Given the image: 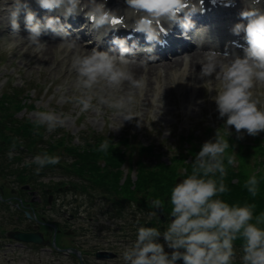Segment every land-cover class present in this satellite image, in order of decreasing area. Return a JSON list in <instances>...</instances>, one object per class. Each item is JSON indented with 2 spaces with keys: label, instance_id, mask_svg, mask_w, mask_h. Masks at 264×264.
<instances>
[{
  "label": "clouds",
  "instance_id": "1",
  "mask_svg": "<svg viewBox=\"0 0 264 264\" xmlns=\"http://www.w3.org/2000/svg\"><path fill=\"white\" fill-rule=\"evenodd\" d=\"M211 2L216 4L217 0ZM222 2L225 6H234L235 0ZM37 3L47 11L62 8L65 17L87 7L85 16L93 29L103 28L107 34L120 28H131L144 34L147 42L153 45H163L165 41L161 40V35L167 36L169 28L175 25L182 28V35L187 38L188 32L195 27L191 16L204 12V0H125L122 15L97 0H88L87 4L85 0H37ZM243 3L245 6L238 14L240 22L231 29L234 35L243 33L245 44L234 42L237 47H242L243 55L208 51L211 54L197 62L201 65L199 73H195L190 59L186 58L183 65L184 80L194 74L202 81L198 86L207 93H215L211 98L219 117L224 120L223 127L228 130V136L231 135L229 128H234L238 138H243L245 133L256 136L264 132V96H257L254 91L258 85L264 86V0H243ZM27 7L26 0H13L9 10L11 33L16 36L20 29L18 15ZM165 24L169 27L166 28ZM25 27L27 43L39 58L47 59L44 53L48 45L40 40L47 30L62 37L57 44L58 61L67 63L66 57L72 53L69 71L75 74L71 87L76 94L61 95V100L78 105L81 114L90 111L100 114L103 108H107L122 121H132L134 117L140 118L138 125L143 121L138 98L145 94L148 77L146 73L137 76L133 62L146 67L149 60L156 59L155 56L149 55L139 61L130 59L129 55H135L133 49L137 44L133 42L129 46L119 37H113L112 41L119 48L118 54L97 48L81 51L75 41L66 38L67 30L58 18L47 17L41 23L31 10L26 12ZM22 39H7L5 51L11 55ZM145 51L151 53L153 48ZM67 90L65 86L59 89L61 93ZM134 105H137L135 110ZM68 119V116L52 110L37 111L34 129L37 134L41 127L52 132L65 127ZM15 146L13 140L12 148ZM230 147L229 139L218 128L214 138L205 141L195 155L190 174L171 187L168 202L172 219L162 233L167 246L173 249L171 254L165 252L164 246L158 242L159 230L141 226L135 242L121 255L123 264H176L180 259L183 264H233L234 242L238 239L242 241V264H264V227L261 226L264 225V212L254 216L255 205H230L221 198L229 191L224 179L227 168L234 164V157L227 154ZM96 150L107 153L109 141H102ZM12 155L9 151V159ZM59 163V156L45 152L25 161V166L36 165L38 174L46 166ZM260 183L261 179L255 174L245 181L244 187L251 197L258 195ZM150 207H164V201L153 199Z\"/></svg>",
  "mask_w": 264,
  "mask_h": 264
},
{
  "label": "rangeland",
  "instance_id": "2",
  "mask_svg": "<svg viewBox=\"0 0 264 264\" xmlns=\"http://www.w3.org/2000/svg\"><path fill=\"white\" fill-rule=\"evenodd\" d=\"M23 21H25L24 18L18 17V23L20 26L24 23ZM4 25V22L0 23V32H2V34H0V96L4 91H8V88H18L21 94V104L23 106H28L30 104L34 105L33 108H23L16 111L14 116L19 118L24 117L28 118L30 121H34L35 113L37 111L52 110L57 114L69 117L65 127H58L52 132H48L46 127H43L44 140L49 139V137L54 134L56 137L61 134H69L73 137L72 142L74 144H80L81 136L93 132L103 133L113 136L114 138H118L123 134L134 133V135H137L133 140L134 143L140 142L143 145L152 144L155 152L160 153L159 158L155 155L146 158L144 157L145 162L153 163L157 159L168 161L172 149H177V147H179L178 142L176 141L178 134L181 133L182 135H185L194 131V134L198 136L200 140L208 141L214 138L215 129H217L218 124L224 123V120L219 117L214 100L211 98L215 93H207L202 87V92L199 90L197 95L196 93L191 95L188 89V84H186V77L184 80L185 75H178L177 78L175 76L168 77V81L171 82V86L173 87L171 94L163 95L162 88L160 90L150 88L151 91L149 92H157L152 99H150L151 96L146 99L145 97L138 98L139 110L142 112L143 120L139 125L137 124V121L140 120L139 117H134L132 121H122L120 117L114 116L112 111L107 108H103L100 114H97L94 111L81 114L78 105L67 102L66 100H61L60 98L61 95L68 97L76 93L72 91L71 87V82L74 80L75 74L69 71V63H66L65 60L58 61L56 59L58 46H56L54 54H45L47 59L39 58L32 53L33 49H27V45H23L22 43L11 55H9L5 51L7 39L15 38L20 40L21 38L17 37L14 33H11L10 28L4 30ZM69 54L70 53H68L67 57L71 58V55ZM173 58L174 57H171L170 60ZM167 62L168 61H166V63ZM159 73L158 75L161 78L165 73L163 67L160 69ZM195 73H199V71H195ZM191 78L197 79V76L191 74ZM176 80L184 81L174 84ZM61 86L67 87L68 90L61 93L59 91ZM254 91L257 96H264V86L258 85ZM136 108L137 105H134V110ZM229 131L234 132L237 136L234 128L230 127ZM251 138V135L245 133L240 140L244 143H250L252 140ZM135 158L136 155H134V159H131L132 162L135 161ZM30 159H33V156L24 157V161H30ZM63 162H70L69 157H64ZM59 172L60 171L53 174L48 172L41 178V183L45 186H50L54 183L63 181L67 186V183L74 179L63 173L60 175ZM127 173L128 164L125 163L123 165L122 174ZM129 173L131 174L132 179H134L135 169L131 170ZM70 197L79 201L82 199L81 196L75 197L68 192L66 198L69 199ZM83 206L85 207L84 204ZM103 206L105 205L100 202V210H98L101 212L95 211L91 213L93 221L89 222L87 225L88 230L91 232L94 231L92 233L96 235L99 234V231L101 234H115L117 233L115 230L117 220L113 219L112 223V221L109 220L108 215L103 214V211L101 210L103 209ZM47 213L50 217L61 219L60 215L54 216L52 211H48ZM83 214L85 217L87 216L86 212H83ZM107 227L110 228V231ZM89 239V244H92V235L89 236ZM7 243L9 244H6L3 250L0 251V263H5L6 261L13 263L14 260H17L15 256L17 250L15 249L16 246L12 242ZM118 245L122 247V244L118 243ZM18 246L19 245H17V247ZM20 249L21 250H19L18 254L19 258L21 256L20 253L22 252L21 246ZM124 250L126 249H118L120 254H122ZM120 259L121 257L119 256L118 260ZM107 263L112 264L113 261H106L103 264Z\"/></svg>",
  "mask_w": 264,
  "mask_h": 264
},
{
  "label": "trees",
  "instance_id": "3",
  "mask_svg": "<svg viewBox=\"0 0 264 264\" xmlns=\"http://www.w3.org/2000/svg\"><path fill=\"white\" fill-rule=\"evenodd\" d=\"M19 107L20 100L16 96L9 97L3 94L0 98V174L6 175L14 172L15 177L20 180L19 182H32L42 175H35L36 168L31 166L14 167L12 162H7V151L12 147L13 140L16 141L15 147H24L28 150L34 147L35 150L46 151L40 149L41 147L35 146V144H38V141H41L42 128L39 129V134H37L32 122L11 118L10 109ZM226 137L230 142L232 137L228 135ZM184 139L187 143L186 151H179L173 154L168 163L157 162L153 166H148L142 160L137 159V178L134 189L131 188L132 183L129 176H127L123 184H119L122 178V171L119 167L124 160V153L120 144L112 142L109 138L107 139L109 141L107 153H101L96 150L100 143L104 141L100 137L92 139L84 137L83 144L76 146L72 145L70 141L68 142L69 138L67 137H60L55 141L50 138L53 143L48 148V152H46L49 155H53L52 153L56 149L62 148L67 154H71L75 158L70 166L73 169V173L80 179V185H74V187H79L84 191L87 188H98L100 190L103 188L107 191L119 192L121 190L125 194H139L142 205H149V198H159L164 201V209L171 210L168 202L170 189L178 178H185L186 174H190L192 162L202 146H196V139L191 134L187 135ZM123 144L127 145L126 139H123ZM255 146L260 151L264 150L261 138L255 139ZM231 148L227 150V154H230ZM143 151L152 153V147L141 146L139 152L142 153ZM235 153L239 160L238 165L236 167L228 166L227 175L224 179L229 191L223 194L221 198L230 205H255L254 216H257L264 212V171L252 173V168H249L247 165V152L238 149ZM188 157L190 159L186 161ZM225 163L227 164V161ZM253 174L261 179L259 192L255 198L251 197L244 187L245 181ZM233 179L235 181H232ZM9 220H12V215H10ZM252 222L255 223V220ZM261 226L264 227V225ZM236 241L242 244L241 240L238 239ZM233 264H242V261H234Z\"/></svg>",
  "mask_w": 264,
  "mask_h": 264
},
{
  "label": "bare ground",
  "instance_id": "4",
  "mask_svg": "<svg viewBox=\"0 0 264 264\" xmlns=\"http://www.w3.org/2000/svg\"><path fill=\"white\" fill-rule=\"evenodd\" d=\"M113 1V0H112ZM85 3H88V0H85ZM112 3V2H110ZM50 12V11H48ZM71 19H77V14L71 15ZM8 28H11V26L9 25ZM100 30V29H99ZM99 30L97 31V33L99 32ZM22 39V44L23 45H27V49L32 50L33 47H31L30 45H28V41H27V37H28V31L25 27V23L22 24L20 26L19 29V33L18 36ZM42 37V38H41ZM41 41L42 40H47V45L48 48L46 50V52L44 53H51L54 54V51L56 50V46L59 42H61V39L56 38L53 36L52 32L47 30L45 31L42 35H41ZM100 35L97 36H91L89 39H94V42H97L100 39ZM90 41V40H88ZM80 48V50H91V48L89 46H78ZM72 53H70L69 55H71ZM209 54H199V53H192V54H188V56H186L187 59L191 60V63L194 65V70L195 71H200L201 69V65L197 62H199L201 59H203L204 57H206ZM68 61V63H70V57H67L66 59ZM184 61H185V57L182 55H178L176 57H174L172 60L168 61L167 63H165L163 66H154V67H149L148 70H145L144 66L137 64V63H133V71L136 73L137 76L146 73L147 77H148V87L145 91V94L143 97H145V99L147 97H150V99H152L153 96H155L157 94V92H149L151 91L150 88H156L157 90L163 88L162 93H164L163 95H168L171 94L173 87L171 86V82L168 81V77L170 78V76H175L176 78L178 77V75L183 76L185 75L184 71H183V65H184ZM67 67V66H66ZM164 68L165 70V75L163 76V78H160L158 73L160 68ZM186 84H188V89L189 92L191 94V91H193L194 88L198 87L200 92H202V86H198L202 84V81L200 79H193L191 78V74L188 75L186 77ZM181 81V80H180ZM177 80L174 82L176 83ZM180 82H177L176 84H178ZM177 89V88H176Z\"/></svg>",
  "mask_w": 264,
  "mask_h": 264
},
{
  "label": "flooded vegetation",
  "instance_id": "5",
  "mask_svg": "<svg viewBox=\"0 0 264 264\" xmlns=\"http://www.w3.org/2000/svg\"><path fill=\"white\" fill-rule=\"evenodd\" d=\"M2 187V186H1ZM0 187V188H1ZM15 199L18 198V194L13 195ZM32 212L35 213V206L31 205ZM34 220V219H33ZM68 221L75 222L74 225H67V223L58 222L54 219L46 220L44 216L39 213V219L36 218L34 220V224H26V227L29 229H41L42 231H45L46 229L50 228L51 232H55L56 236L62 238L64 241L68 242L71 239H76L78 241L79 235L81 233V228L79 227L77 214L70 213L67 216ZM53 225V226H52ZM48 227V228H47ZM45 233V232H44Z\"/></svg>",
  "mask_w": 264,
  "mask_h": 264
},
{
  "label": "water",
  "instance_id": "6",
  "mask_svg": "<svg viewBox=\"0 0 264 264\" xmlns=\"http://www.w3.org/2000/svg\"><path fill=\"white\" fill-rule=\"evenodd\" d=\"M25 188H27L28 186H24ZM31 193H34V192H31ZM9 236L15 238V239H18V240H21V241H34V242H41L42 239H41V236L39 233H28V232H9L8 233ZM105 255H113L111 253H107V252H100L97 254L98 257H102V256H105Z\"/></svg>",
  "mask_w": 264,
  "mask_h": 264
}]
</instances>
